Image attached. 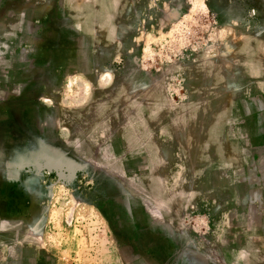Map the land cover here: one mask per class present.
I'll list each match as a JSON object with an SVG mask.
<instances>
[{
  "label": "rangeland",
  "instance_id": "rangeland-1",
  "mask_svg": "<svg viewBox=\"0 0 264 264\" xmlns=\"http://www.w3.org/2000/svg\"><path fill=\"white\" fill-rule=\"evenodd\" d=\"M0 264H264V0H0Z\"/></svg>",
  "mask_w": 264,
  "mask_h": 264
},
{
  "label": "clouds",
  "instance_id": "clouds-1",
  "mask_svg": "<svg viewBox=\"0 0 264 264\" xmlns=\"http://www.w3.org/2000/svg\"><path fill=\"white\" fill-rule=\"evenodd\" d=\"M243 255H244V254L242 253V254H241V257H240L241 259L243 258Z\"/></svg>",
  "mask_w": 264,
  "mask_h": 264
}]
</instances>
